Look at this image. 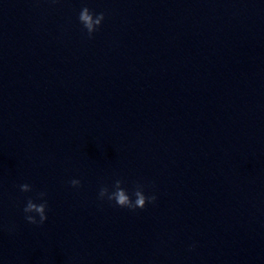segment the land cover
Listing matches in <instances>:
<instances>
[{"label":"clouds","instance_id":"1","mask_svg":"<svg viewBox=\"0 0 264 264\" xmlns=\"http://www.w3.org/2000/svg\"><path fill=\"white\" fill-rule=\"evenodd\" d=\"M83 28L86 30V34L89 38H92L93 34L98 31L99 27L105 19V14L103 12L94 13L88 7L82 8L78 17ZM70 185L74 188L79 187L81 181L78 179H72ZM124 181L122 179H115L110 191L109 186L103 185L99 189L98 198L104 200L105 198L112 202L114 201L116 206L121 208H128L135 211L137 208L143 209L148 203H155V195H145L144 185L137 184L132 195L135 200L131 198L128 191L123 187ZM19 189L22 193H29L33 191V188L28 183H23L19 185ZM47 193L40 191L37 193L36 198L29 197L23 207L24 219L28 224L32 225H43L47 219L48 212V202ZM40 202L37 203L36 201ZM38 217V219H37Z\"/></svg>","mask_w":264,"mask_h":264}]
</instances>
